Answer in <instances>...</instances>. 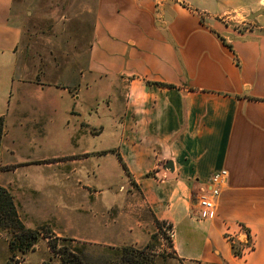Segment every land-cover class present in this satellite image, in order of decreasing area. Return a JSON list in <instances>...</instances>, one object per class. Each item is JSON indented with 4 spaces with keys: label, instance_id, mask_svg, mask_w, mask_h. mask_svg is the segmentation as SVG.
<instances>
[{
    "label": "crops",
    "instance_id": "crops-1",
    "mask_svg": "<svg viewBox=\"0 0 264 264\" xmlns=\"http://www.w3.org/2000/svg\"><path fill=\"white\" fill-rule=\"evenodd\" d=\"M13 1L0 0V70L10 83L0 91V166L19 163L10 160L17 153L3 147L5 139L31 151L57 129V122L41 118L59 114V90H12L21 39ZM93 1L86 56L69 60L88 71L70 80L118 85L106 93L103 121L115 145L104 151L120 157L153 218L171 226V251L180 263L264 264V0ZM66 29L62 39L80 40L77 27ZM63 94L62 111L85 107L68 89ZM11 106L17 119L8 123ZM90 112L84 121L92 126ZM30 151L21 161L38 155ZM36 162L46 169L58 164ZM221 170L227 179L214 216L200 219L197 198ZM19 171L11 170L15 178L7 184L1 172L0 186L41 191L16 178ZM46 182V191L59 189L57 173ZM24 224L32 229L36 223ZM244 234L250 251L235 254L232 244L244 242Z\"/></svg>",
    "mask_w": 264,
    "mask_h": 264
},
{
    "label": "rangeland",
    "instance_id": "rangeland-1",
    "mask_svg": "<svg viewBox=\"0 0 264 264\" xmlns=\"http://www.w3.org/2000/svg\"><path fill=\"white\" fill-rule=\"evenodd\" d=\"M93 4V0L13 1L11 17L21 29V39L16 50L12 90H59V114L56 117L53 114L51 119L46 115L41 118L57 122L58 130L54 129L53 135L42 143L32 145L31 151L38 155L31 160L20 159V155L30 151L28 144L17 141L12 146L8 138L3 142V147L16 150L17 154L10 160L19 162L0 166L4 182L7 184L15 178L11 170L19 168L16 178H28L32 187L41 191L26 192L10 187L20 223L35 233L37 240L32 246L20 249L17 246L20 234L0 229V264H62L59 255L62 251L66 264H73V260L74 264H131L129 259L137 264H182L171 251L172 231L167 225L157 230L137 187L111 155L114 152L104 151L115 145L103 121L106 93L118 85L98 79L79 78L76 84L70 80L71 75L88 71L87 64L69 60L75 54L81 59L86 56ZM67 27H77L80 40L62 39L69 35L71 28L67 30ZM5 74L6 70L1 69V93L9 90ZM64 89H68L69 98L78 95L83 102L81 105L85 107L80 112L75 104L62 111L66 100ZM12 107L7 113L8 123L17 119ZM89 109L96 116L92 126L84 121ZM3 127L4 123L2 137ZM25 138L29 139L28 134ZM45 157L49 159L34 160ZM35 162L58 164L49 166L48 170L32 165ZM56 173L59 189L46 191L49 185L46 181L54 180ZM24 221L36 224L30 229ZM53 245L55 248L51 249ZM232 246L233 252L238 253L239 245Z\"/></svg>",
    "mask_w": 264,
    "mask_h": 264
},
{
    "label": "trees",
    "instance_id": "trees-1",
    "mask_svg": "<svg viewBox=\"0 0 264 264\" xmlns=\"http://www.w3.org/2000/svg\"><path fill=\"white\" fill-rule=\"evenodd\" d=\"M154 84L158 85V86H165L163 84H157V83H154ZM2 126H3V119H2V117H0V141H1V137H2ZM116 157H117L119 164L121 165V168L126 173V168H125L124 164L122 163L120 157L118 155H116ZM16 208H17L16 203L14 201L13 196L9 192V190L0 186V229L14 230L17 233H19L20 235H18L19 240H17V242H18L17 246L20 249L28 248L36 242L37 237H36L35 233L25 229L22 226V224L20 223V221L18 219ZM154 222H155V226H156L158 231H161V229L165 225H167V229L171 230V226L166 224L165 222H159L157 220H155ZM12 242H13V240H12ZM50 248L54 249L55 247L53 245ZM59 255L62 258V264H66V262H67L66 257H64V256H66L65 251H62L61 253L59 252ZM129 260H130L131 264H137L132 259H129ZM73 261H71V262L74 264Z\"/></svg>",
    "mask_w": 264,
    "mask_h": 264
},
{
    "label": "built area",
    "instance_id": "built-area-1",
    "mask_svg": "<svg viewBox=\"0 0 264 264\" xmlns=\"http://www.w3.org/2000/svg\"><path fill=\"white\" fill-rule=\"evenodd\" d=\"M235 15L237 14H232V17ZM226 179L227 172L225 170L216 172L210 177L207 190L199 195L196 201V210L200 219L206 220L214 216L216 201ZM170 237H172V232L170 233ZM239 246V249L250 251L251 245L246 235L244 242H242Z\"/></svg>",
    "mask_w": 264,
    "mask_h": 264
}]
</instances>
